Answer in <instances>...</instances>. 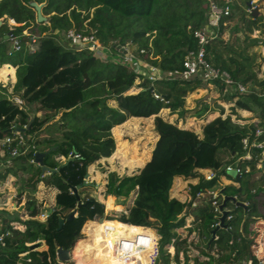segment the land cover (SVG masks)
<instances>
[{"label": "trees", "instance_id": "16d2710c", "mask_svg": "<svg viewBox=\"0 0 264 264\" xmlns=\"http://www.w3.org/2000/svg\"><path fill=\"white\" fill-rule=\"evenodd\" d=\"M30 1L42 3L41 13L46 15L44 22L35 21ZM209 1L0 0V65L15 67L12 91L7 94L5 87L0 85V137L8 133L13 124L18 127L27 124L24 132L34 137L35 150L54 147L43 157L44 164L50 168L61 164L55 156L67 158L70 152L76 154L58 172H45L41 176L40 167L30 162L26 155H18L11 166L0 171V181L8 174L26 173V186L31 192L40 181L57 190L54 207L45 222L35 217L40 213L41 202L33 194L25 199V218L15 210L0 208V232L7 231L0 241V264H58L56 248L70 249L85 222L76 208H86V213L93 217L103 212V204L96 209L95 200L91 201L85 190L89 184L77 190L76 195L83 203L77 207L70 186L81 185L87 166L111 155L114 150L112 127L129 117L150 116H153L156 139L149 158L134 173H107L104 195L109 196L104 200V208H120L113 205L112 196L126 202H115L122 205V209L117 212L118 218L108 220L107 224L113 226L116 233L129 236L148 233L152 236V231L142 226L151 225L148 218L153 213L158 219L159 249L174 238L172 257L179 264H187L189 244L199 245L200 254L207 257L194 256L193 264H243V261L245 264L246 260L247 264H254V248H260L264 253V246H259L262 236L245 239L240 228L242 223V232L247 234L249 225L254 222L253 219H244L245 213L249 218L264 211V163L261 165L264 147L250 146L247 148L249 159H236L246 151L241 139L247 137L251 142L254 128L264 127V77H259L254 69V54L245 52L248 45L238 50L221 38L233 17L232 9H235L243 22L241 29L245 38L254 44L258 41L264 44V38L249 36L257 29L264 33V22L259 12L246 11L248 0H241L240 5L230 0L229 13L211 26L214 35L205 44L206 59L213 66L226 70L246 89L241 92L233 86L224 87L216 80H207L228 95L233 103L230 113L224 117L219 114L202 123L199 134L158 114L162 108H168V113L176 114L180 119L186 113L197 117L204 113L203 107L187 109L184 100H178L200 88L202 80L197 76L170 78L166 74L181 69L187 50L197 47L193 30L207 22ZM211 1L223 3V0ZM9 19L15 24L8 23ZM68 28L93 33L103 46L121 57L124 51H119L116 46H126L128 53L154 66L162 77L149 80L122 59H100L86 50L62 45L56 38L57 33ZM23 29L28 35H21ZM234 30H240L239 26ZM8 31L18 37L17 50H13L10 41L4 39ZM30 35L36 36L33 52L27 47ZM7 71L13 73V68L2 66L0 76ZM133 87L138 89L132 91ZM110 101L113 104H109ZM240 110L251 112L255 121H233L231 114L244 119L239 115ZM58 114L57 135L37 139L43 126ZM257 138L263 139L264 132ZM40 143H44L43 149L38 148ZM229 163L242 171L234 176L227 173L223 167ZM202 168H213L215 175L205 180L198 171ZM219 175L233 183L217 186L218 193L214 198L207 193L197 195L205 189L214 190ZM174 176L197 178L194 184H188V195L183 201L169 195ZM22 193L23 188L19 190V196ZM223 200L227 214L223 225L216 227L221 215L217 207ZM236 201L245 203V206ZM66 204L74 207L75 215L64 220L58 228V218L62 217L59 206ZM258 205L263 207L260 209ZM70 210L64 213V217ZM188 216L193 224L183 228ZM75 218H79L78 229L68 233L75 235L72 241L64 235L67 233L65 223ZM11 221L23 226L22 229L13 228L9 224ZM105 221L84 223L82 231L86 236L74 243L72 264H96L98 261L122 264L103 245L101 224ZM178 229L186 232L178 234ZM212 232L216 239H212ZM41 243L45 248L35 249ZM148 253L146 251V256Z\"/></svg>", "mask_w": 264, "mask_h": 264}, {"label": "rangeland", "instance_id": "374dc122", "mask_svg": "<svg viewBox=\"0 0 264 264\" xmlns=\"http://www.w3.org/2000/svg\"><path fill=\"white\" fill-rule=\"evenodd\" d=\"M254 1L257 4V8L253 10V14H259L262 16V22H264V0H248ZM233 4H241V0H232ZM233 17L231 19V22L227 24L221 33V38H223L224 41H227L230 44H233L238 50L240 48H243V46L248 45V47L245 48V52L254 54V59L256 66L254 69L257 71V75L259 77H264V44H261L260 41L258 43L254 44L250 42L249 39L245 38V34L243 33V30L241 29V26L243 25L242 20L236 13L235 9H232ZM44 15V14H43ZM46 17V15H44ZM9 23V21H8ZM239 26L240 30L235 31L234 27ZM22 32H27L26 29H23ZM58 35V33H57ZM250 38L253 37H260L264 38V33H261L259 29L253 30L249 34ZM262 40V39H261ZM11 45V43H10ZM121 50V49H120ZM103 54L107 55V58H117L122 59V57L119 54H115L110 52L109 50L104 49ZM125 63V62H124ZM127 64V63H126ZM129 64V63H128ZM127 64V65H128ZM258 64V66H257ZM129 66V65H128ZM151 65L145 62H142L140 64V72L144 76L152 75L153 72H150ZM2 67V66H1ZM149 71V72H148ZM10 73L12 76L10 79V82L7 81V84H5V93H10L12 90V85L15 82V73H11L10 71H7L6 73ZM5 73V74H6ZM4 74V75H5ZM0 76L1 80H4L5 77ZM203 84L200 88H196L193 91L189 92L185 97L178 98V100H184V106L187 109H194L203 107L204 113L201 117L194 116L190 113H186L183 119L177 118L176 114H170L168 113V108H162L159 111V115H161L163 118L168 120L169 122L176 121L177 125L179 127L183 128H190L198 132L201 128V124L205 121L209 120L210 118H214L217 115H221L224 117L225 115L229 114L231 111L232 101L228 97V95L222 91L219 90L218 87L214 86L212 83H209L207 81H203ZM138 88L133 87L131 90L136 91ZM0 93L1 90H0ZM224 93V94H223ZM109 104H113L112 101L109 102ZM39 114V112L37 113ZM239 115L244 119H238L235 117L234 114H231V119L235 122L239 123H245V122H254L255 118L252 116V113L247 110H240ZM58 115H56L53 119H51L46 125L43 126V133L48 134L47 136H55L57 135V131L55 130L58 125ZM153 126V116L147 117V118H133L129 117L127 118L122 124L115 126L111 129V134L114 139V150L111 153L109 157L106 158H100L98 161H96L93 164H90L87 166L86 170V182H88V186L85 188L89 196L91 197V201L95 200L96 209H100L101 205L103 204V211L107 212L109 215L107 217H115L118 218V211L122 209V207L119 204H116L115 202H119L121 204H125L124 200H121L119 198L113 197V205H118L120 208L117 209H105L104 208V200L107 196L104 195L105 190V180L108 171H114L118 175L123 174H131L136 171H138L139 167L143 165V163L149 158L151 148L153 146V143L156 139V132L154 131ZM46 136V137H47ZM44 136V138H46ZM43 138V137H42ZM41 138V139H42ZM38 139V138H37ZM39 149L44 148V143H40L38 145ZM55 159L58 160L60 163L67 160V158L64 157V159H61L59 156H55ZM67 162V161H66ZM26 173H19L18 176H14L13 178H9V182L11 183L12 189H10V186L7 185L5 187H0V208L6 209V210H15L19 212V215L21 218L27 217L24 213L23 205L25 204V199L29 194H33V196L41 202L40 206V213L35 216L39 220H45L46 218L43 217V215H40L43 213H48V210L54 207L55 203V188H47V185L41 184L40 182L37 183L35 190L31 192V188L26 186ZM67 176H71V174H65ZM224 177H220L217 180V184L214 188V190L217 192V186H221L225 184L226 179H223ZM1 186V185H0ZM52 187V186H50ZM23 188L24 193H22L21 196H19L18 192L19 190ZM180 192L185 195L188 193V186L184 185ZM170 194V193H169ZM182 198V196H179ZM133 201V199H132ZM22 206V208H20ZM60 213L62 214V217H64V213L68 211V209H73L72 205L66 204L65 206L60 205ZM125 207V206H124ZM86 208H76V211L78 212L79 216H83L82 218L84 221L87 219H93V216L86 213ZM85 211V212H82ZM114 218V219H115ZM149 222L151 223L150 226H147L154 234H157L156 226L158 225V219H156L153 215V213L149 214L148 218ZM187 222H191L190 216L186 218ZM79 222V218H75L70 223H65L67 227L65 228L67 233L66 237L68 239L75 238V235H68V233L73 232L78 229V225L76 223ZM190 223V224H191ZM264 227V224H262ZM21 228L23 226H20ZM82 228V227H81ZM80 228V230H81ZM264 230V228H262ZM76 238H82L80 237L82 234H80ZM178 231L182 232L184 234L186 231L185 229H178ZM247 233V232H246ZM252 237H255V234L252 232ZM58 239H60L59 236H57ZM264 238V236H263ZM73 241L70 245L69 251V257L67 260L62 261L63 264H72L73 260L71 258V250L76 242ZM45 248V245L41 243V245L35 247V249L40 250ZM165 248V245L164 247ZM163 250V249H162ZM143 263H147L146 254L143 255ZM174 260L173 257H170L167 253L159 254L157 256V259L160 261H167L165 259ZM57 260V258H56ZM107 261V260H106ZM244 264V261L242 262ZM96 264H103L101 261L96 262ZM161 264V263H160ZM177 264V263H176Z\"/></svg>", "mask_w": 264, "mask_h": 264}, {"label": "built area", "instance_id": "2783aa9c", "mask_svg": "<svg viewBox=\"0 0 264 264\" xmlns=\"http://www.w3.org/2000/svg\"><path fill=\"white\" fill-rule=\"evenodd\" d=\"M256 8H257L256 2L250 1L246 8V11L253 12V10ZM229 11H230V0H223L222 4H217L211 0L209 1L207 22L203 24L202 27L193 30V36L196 39L197 47L195 49L187 50L182 60V68L179 70H173L167 73L166 77L187 79L192 76H197L203 81L216 80L224 87L233 86L241 92L246 90L244 85H242L239 82H235L226 70L213 66L205 57V44L207 43L208 39L214 35V30L211 28V26L212 25L214 26L215 24H217V22L223 16H226L229 13ZM8 21L10 24H15L12 19H9ZM21 35L26 36L28 35V33L22 32ZM29 38H30L29 42L27 43L28 51L33 52L35 50L34 44H35L36 36L30 35ZM56 38L64 46L86 50L87 53H90L100 59H104L107 57L106 54H103L104 53L103 51L104 49L109 50V47L103 46L91 32L84 33L82 31L76 30L75 28H68L66 30H62L58 32V35L56 36ZM6 39L10 41L11 48L13 50H17L19 48V41H18L17 36L10 34L7 36ZM119 46H121L122 48L121 50L124 51V56L122 57V61H124L125 63H129V64L131 63L134 70L136 72L141 73L139 68H140V64L142 63V61L136 58L135 56H133L131 53H128L126 46H123V45H119ZM118 50L120 51V49ZM4 65L5 64H1L0 68L1 66H4ZM150 67H151L150 72H153V74L149 76H145V77H147L149 80H154V79L162 77L161 73L154 66H150ZM13 69H15V67H13ZM10 75L11 74L8 72L4 75L5 77L4 80L0 79L1 86H5V84H7V81L10 82V79L12 77ZM154 97H158V95L154 94ZM263 132H264L263 126H256L253 132L254 139L251 142L248 141L247 137H243L241 139V142L243 144V147L246 149V151L240 156H237L236 159H239V158L249 159L250 154L247 148H249L250 146H254L257 148H263L264 138L263 139L257 138ZM33 139L34 137H30L27 134H25L24 131L19 130L18 126L14 124L11 125L8 128V133H4L0 137V171H3L5 168L11 166L12 160L18 155H26L29 161L32 162L34 151H35ZM75 156L76 154L70 152L68 154L67 159L68 158L72 159ZM59 157H61V159H64L63 156H59ZM223 169L227 173L234 171L235 174L242 171L239 167H237L233 163L226 164L223 167ZM245 170H248V168L246 167ZM198 171L202 174L205 180H210L215 175L214 174L215 170L213 168H206L205 170L198 169ZM41 175L42 174H40V176ZM220 176L222 175H219V177ZM203 193L211 194V197L214 198L218 192L212 189H205L203 192H198L197 195L199 194L202 195ZM219 206L217 207V210L221 214L222 210L223 209L226 210V208L225 207L220 208ZM40 215H43V217L46 218L48 213L42 212ZM74 215H75V212H74ZM108 215L109 214L106 212L105 216L102 218L106 220L105 222H102L101 224V232L103 235V245L105 249L110 251L116 259L122 262V264H145L143 263V259H144L143 255H144V252L146 251H149L148 255L146 256L148 264H160V263L161 264H176L177 263L176 261L170 260V259L164 258L165 260H167L165 262L157 259V256L159 254H164V253H168L170 257L173 256L174 238H170L168 243L165 244V248H163V250L162 249L160 250L158 246L159 235L157 236L153 232H152V236H150L148 233L135 234L131 236L116 233L114 227L107 224V221L114 220V217L113 216L107 217ZM100 220L101 219H99V216H94L93 219H87L86 221H92L96 223V222H99ZM191 221H192V218H191ZM84 223L82 224L81 227H83ZM190 223L186 221L183 228L189 227L193 224V223L191 224ZM9 224L13 228L22 229L20 227L21 225L18 224L17 222L11 221L9 222ZM215 225L216 227L220 226L219 221H216ZM142 227L148 228L146 226H142ZM177 232L178 234L182 233L178 230ZM80 234H82L80 237L86 236V233L82 231V228L80 230ZM5 235H7V231L0 232V241ZM247 237L249 236L247 235ZM216 238L217 236L213 233L212 239H216ZM199 250H200L199 245L189 244V248L186 253V256L188 257L187 264H193L192 257L194 256H197L200 259H207L206 256H203L200 254ZM23 254L24 253H21L20 255H23ZM57 262L58 264H63V262L60 260H57ZM245 264H247V260Z\"/></svg>", "mask_w": 264, "mask_h": 264}, {"label": "water", "instance_id": "95a60500", "mask_svg": "<svg viewBox=\"0 0 264 264\" xmlns=\"http://www.w3.org/2000/svg\"><path fill=\"white\" fill-rule=\"evenodd\" d=\"M29 4L32 6L34 12H35V21L37 23H40V22H44L46 20V17L41 13V6H42V3H36L35 1H30ZM247 4H249L247 2ZM11 32L8 31L7 34L4 35V39L7 38L8 35H10ZM117 49H122L121 46L117 45L116 46ZM27 128V124L25 126H22V127H18L19 130L21 131H25V129ZM54 147H49L48 149L46 150H43V151H40V150H35L34 151V155H33V159H32V162H34L35 164H37L39 167H40V174H43L45 172H48V173H54V172H58L60 170V168L66 163L67 160H69L70 158H68L66 161L62 162L60 165L56 166L55 168H50L48 166H46L43 162V157L46 155V153L50 150H52ZM264 163V160H262L261 162V165ZM229 174H231L232 176L235 175V172L234 171H231L229 172ZM86 175L84 176V180L82 181L81 185H76V186H70V190L74 193L75 197H76V207L79 206V205H82L83 203L78 199V196L76 195L77 194V190L81 187V186H85L88 184V182H86L85 178H86ZM233 200L234 197H232ZM238 204L242 205V206H245L244 203L242 202H239V201H236ZM223 205H224V200L221 202L220 204V208H223ZM22 208V206L20 207ZM74 212H75V209H71L64 218L62 217H59L58 218V228L61 226L62 222L64 220H69L71 219L73 216H74ZM50 213V210H48V214ZM105 213L106 212H102V214L99 216V219H102L104 216H105ZM227 214V210L223 209L222 212H221V215L219 217V224L220 225H223V219L225 217V215ZM42 222H45V220H41ZM214 232V231H213ZM212 232V233H213ZM55 254H56V258L57 260H60V261H65L68 259L69 257V251L68 249H65V248H59L57 247L56 248V251H55Z\"/></svg>", "mask_w": 264, "mask_h": 264}, {"label": "crops", "instance_id": "0c3cea01", "mask_svg": "<svg viewBox=\"0 0 264 264\" xmlns=\"http://www.w3.org/2000/svg\"><path fill=\"white\" fill-rule=\"evenodd\" d=\"M5 65H8L10 68H13V66L10 65V64H5ZM13 71L15 73V69H13ZM133 118H144V117H133ZM210 119H212V118H210ZM115 126H118V125H115ZM47 135L48 134L42 132V133L38 134L36 138L41 139L42 137L44 138V136L46 137ZM48 137L49 136H47L46 138H48ZM40 151H42V150H40ZM205 169L206 168H202L200 170H205ZM10 177L13 178L14 175L8 174L3 180L0 181V185H1L0 187L3 188L5 186L9 185L10 186V189H12L13 187H11V183H8ZM222 177H224V176H222ZM223 179H226V181H227V182H225V184H227V183H233L232 181H230L229 179H227L225 177ZM196 181H197V178H184L183 176H174L173 179H172L171 187L169 189V193H170L169 195L171 197H175L176 199H178L180 201H183L187 197L188 193H186L185 195H183V193L180 192V189L184 185L188 186V184H190V183L191 184H194ZM40 183L42 184L41 181H40ZM47 188H53V187L47 186ZM55 191H56V189H55ZM110 196H112V195H110ZM179 196H182V198H180ZM120 206L122 207V205H120ZM23 207H24V205H23ZM258 207L261 209L263 206L258 205ZM244 219H253L254 222H252L249 225V231L247 232V234H245L244 232H242L243 235H245V236L248 235L249 238H253V239H255L257 237H260V236H262V237L264 236V230L262 229V228H264L263 225H262V224H264V211H260L256 216L249 217V218H244ZM241 227H242V223H241L240 228ZM252 232H253V234H255V237H252Z\"/></svg>", "mask_w": 264, "mask_h": 264}, {"label": "bare ground", "instance_id": "6f19581e", "mask_svg": "<svg viewBox=\"0 0 264 264\" xmlns=\"http://www.w3.org/2000/svg\"><path fill=\"white\" fill-rule=\"evenodd\" d=\"M244 218H247V213L243 215ZM250 217H253L252 215ZM241 234L243 238L247 239L248 237L243 235L242 233V227H241ZM259 246L263 247L264 246V238L261 237L259 239ZM252 258L254 260V264H264V253L260 250V248H254L253 253H252Z\"/></svg>", "mask_w": 264, "mask_h": 264}, {"label": "flooded vegetation", "instance_id": "af4514ba", "mask_svg": "<svg viewBox=\"0 0 264 264\" xmlns=\"http://www.w3.org/2000/svg\"><path fill=\"white\" fill-rule=\"evenodd\" d=\"M144 254H146V252H144Z\"/></svg>", "mask_w": 264, "mask_h": 264}]
</instances>
